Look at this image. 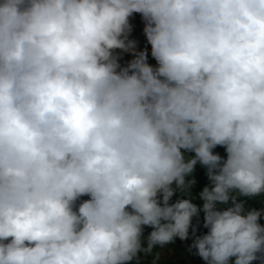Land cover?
<instances>
[{
  "label": "clouds",
  "instance_id": "obj_1",
  "mask_svg": "<svg viewBox=\"0 0 264 264\" xmlns=\"http://www.w3.org/2000/svg\"><path fill=\"white\" fill-rule=\"evenodd\" d=\"M233 192L264 194V0H0V264H133L190 228L206 264H264Z\"/></svg>",
  "mask_w": 264,
  "mask_h": 264
},
{
  "label": "rangeland",
  "instance_id": "obj_2",
  "mask_svg": "<svg viewBox=\"0 0 264 264\" xmlns=\"http://www.w3.org/2000/svg\"><path fill=\"white\" fill-rule=\"evenodd\" d=\"M129 22L132 26V31L129 35V39L136 41L137 51L146 50L147 54H148L147 62L152 66H156V61L151 56V45L147 42V39H146V36L144 33L145 22L142 19L141 15L138 13L133 14V16L129 18ZM116 52L120 56L119 63L121 64L122 67L127 66L128 62L131 61V59H133V56L130 53H125V52H122L121 50H116ZM217 148L222 149L223 147L217 146ZM186 155L187 156H193L194 153L189 152V153H186ZM203 170H206V167L197 163V165L195 166V170H194L193 175L186 178V179H193L194 178L196 180V184L190 189V195H191L192 202L201 208L203 205V201L200 199L199 193L202 191L201 185H202L203 180L200 177H202V171ZM88 198L89 197L84 196V197H81L80 199L86 200ZM182 198H188V195L182 194L179 191H177L173 195V197L171 198L170 203H173L177 199H182ZM246 200L248 203L244 202L245 211H248L251 209H257V210L264 209V194L258 196L256 198V200L251 201V198H248V197H246ZM203 217H204V213L201 211V212H199L198 217L193 218L192 226L196 229V232H195L196 236L206 234V231H205L206 228L203 227L202 222L199 221V224H197V220L196 221L194 220V219L199 220ZM259 223L261 225H264V215H262ZM151 231H152V228H151ZM151 231H149V233ZM148 234H147V236H148ZM193 239H194V236H193L192 228H190L189 229V238L187 240H184L187 247H190V245H191L190 241ZM180 241H182V240H180ZM164 255H165V253H162L161 256L163 257ZM170 257H171V255H170ZM173 264H177V261L175 260L173 262Z\"/></svg>",
  "mask_w": 264,
  "mask_h": 264
},
{
  "label": "trees",
  "instance_id": "obj_3",
  "mask_svg": "<svg viewBox=\"0 0 264 264\" xmlns=\"http://www.w3.org/2000/svg\"><path fill=\"white\" fill-rule=\"evenodd\" d=\"M217 148V147H216ZM214 149V153H218L222 158L226 159L227 153L225 148L222 149ZM199 178V177H198ZM202 181L201 189L205 186L209 185V180L207 176V169L202 171V177H200ZM231 195H235L237 197L238 202L243 201L247 202L246 197H241L237 192L231 193ZM258 196L252 197V200H256ZM248 203V202H247ZM231 200L227 204L217 203L218 210H226L228 207H231ZM195 221L197 219H194ZM203 225V218L199 219ZM151 231V228L148 226H144L143 236L145 238L144 246L146 247V237L147 234ZM206 233L208 229H205ZM193 243V240L190 241V244ZM170 251V252H169ZM162 253L165 255L162 257ZM171 255V257H170ZM176 256V257H175ZM138 260L133 261V264H173L176 260L177 264H206L205 261L202 260L197 254L194 248L187 247L184 241H180L179 238H176L174 243L165 245L163 247L156 246L153 248L152 252L149 254H145L143 252L138 254ZM254 264H260L259 261L254 262Z\"/></svg>",
  "mask_w": 264,
  "mask_h": 264
}]
</instances>
